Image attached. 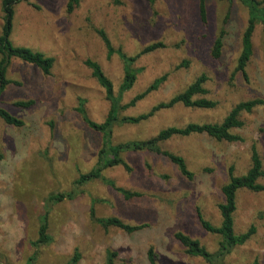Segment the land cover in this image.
Wrapping results in <instances>:
<instances>
[{"label": "rangeland", "instance_id": "374dc122", "mask_svg": "<svg viewBox=\"0 0 264 264\" xmlns=\"http://www.w3.org/2000/svg\"><path fill=\"white\" fill-rule=\"evenodd\" d=\"M264 2V0H261ZM68 0H30L15 7L12 43L52 57L50 75L14 59L7 70L9 84L0 96V108L23 120L22 128L0 119V264H26L36 251L34 264H67L78 251V264H106L108 250L118 253L123 264H150L147 253L154 248L157 264H207L188 256L175 239L183 232L200 241L211 253L220 237L205 231L198 213L213 226L221 225L218 205L224 202L222 188L229 182L228 170L237 176L251 166L256 147L264 165V105L243 114L245 126L234 130L240 143L218 142L205 135L174 137L161 144L165 151L184 158L194 179L183 177L168 159L151 153H130L125 160L132 172L115 167L104 172L117 187L142 194L125 200L100 180L80 187L72 201L48 204L50 195L76 190L75 181L90 171L101 148V135L91 130L77 108L85 101L88 117L102 123L110 110L105 91L92 76L85 61L100 64L115 92L123 80V64L117 55L108 57L96 30H104L116 49L134 56L154 43L165 48L142 56L135 64L139 75L133 89L124 95L129 103L155 80L166 82L136 107L124 111L137 116L169 101L201 75L208 78L206 98L214 109L177 105L157 113L139 125L115 127L114 144L147 140L169 127L221 123L239 103L264 100V33L261 25L252 38V56L246 73L236 72L247 27V10L238 2L231 7L222 0H207V21L201 20L199 0H80L72 13ZM230 9V12H229ZM226 23H224L226 17ZM3 26L0 0V35ZM221 29L225 31L221 56L212 55ZM188 62L184 67L182 64ZM19 101H34L29 108ZM149 165L151 168L147 167ZM264 186V178L260 180ZM118 217L146 228L127 234L103 229L90 218ZM53 242L35 249L43 217ZM237 234L255 228L254 235L234 249L225 264H264V191L240 190L234 215Z\"/></svg>", "mask_w": 264, "mask_h": 264}, {"label": "trees", "instance_id": "16d2710c", "mask_svg": "<svg viewBox=\"0 0 264 264\" xmlns=\"http://www.w3.org/2000/svg\"><path fill=\"white\" fill-rule=\"evenodd\" d=\"M30 0H2L3 11V26L0 35V96L4 93L7 86L13 83L7 78V70L12 64L14 59L20 60L24 63L33 65L41 70L44 75H50L54 66L55 60L48 57L41 52L33 51L25 47H17L12 43L11 37L13 33V19L15 14V7L22 2H29ZM118 2L119 0H115ZM228 2L231 7L236 2L240 3L248 14L247 27L242 37V52L238 59L236 72L246 73V67L252 56V38L255 29L258 25L262 26L264 33V2L261 0H222ZM150 4H154L156 0H148ZM80 0H68L67 11L72 13L79 5ZM207 0H199V10L201 20L206 23L207 21ZM230 12V9H229ZM228 15L224 21L226 20ZM101 41L104 43L108 57L111 58L117 55L123 64V80L117 92H115L112 81L106 76L99 63L93 60L85 61V65L92 71V76L96 79L100 87L105 91L107 101L110 103V110L106 119L102 123L92 121L86 112L85 101L80 99L77 112L80 114L87 126L101 135V148L97 153L96 163L93 168L83 173L75 181V193H57L49 196L48 204H58L64 201H72L77 196V190L93 181L100 180L107 186L113 188L120 193L125 200H132L134 198L142 197L139 192H132L124 188L117 187L114 181L105 178L104 172L108 169L115 167H123L127 172H132L131 166L125 160V155L130 153H151L156 156L168 159L175 165L180 174L188 180H193L195 175L191 172L183 157L180 155L165 151L162 149L161 144L171 140L174 137H190L191 135H205L218 142L227 143H240L243 138L240 135L234 134L233 131L242 129L245 126L244 121L241 119L243 114L252 113L256 108L264 105V100L254 99L247 102H242L236 105L228 114V116L221 123L216 124H187L183 128L169 127L160 131L155 137L147 140H133L125 143L114 144L113 134L115 127L124 125H139L153 118L157 113L174 108L177 105H182L186 108L198 109H214L217 103L203 97L208 94L205 84L208 81L206 75H201L192 84H190L183 92L173 96L167 102H161L152 107L148 112L137 115L127 116L122 113L144 100L149 94L157 91L167 80V75L155 80L143 93L135 96L129 103L124 104V95L130 92L135 86L139 71L135 68L138 60L149 53L157 50L164 49V43H154L144 48L140 53L129 56L121 48L116 49L107 33L102 30H96ZM225 31L221 29L220 34L215 41L212 55L214 58L221 56L223 37ZM188 62H184L182 66H188ZM35 104L34 101H19L16 106L21 108H29ZM0 119L8 126L15 128H22L25 123L23 120L11 114L4 108H0ZM4 155L0 150V161L3 160ZM150 169L151 167L147 165ZM229 182L222 188L224 195V202L218 205L221 216V225L219 227L213 226L210 222L206 221L200 213L198 218L202 228L208 233L218 235L220 240L218 242V250L211 253L203 246L200 241L191 238L183 232H177L174 236L175 239L182 245L185 253L188 256L201 258L207 264H225L228 256L232 254L235 248L244 246L255 233V228L251 227L246 233L237 234L235 231L234 215L237 210V194L240 190H248L254 193L264 191V186L260 180L264 178V165L260 154L256 147L251 150V166L249 170L241 176L235 174L234 166L228 170ZM90 218L97 225L103 229L116 228L133 234L143 230L147 225L134 226L127 224L118 217H97L94 208L90 210ZM48 226V219L43 217V222L39 227L38 239L32 243L35 249L42 246L50 245L53 242L50 237ZM36 251L32 257L29 258L26 264H34L37 259ZM148 260L150 264H157L156 254L154 248H150L148 253ZM80 261V254L75 252L73 258L67 264H78ZM7 264V263H6ZM106 264H123L118 261V253L116 251L108 250L106 253ZM252 264H259L255 260Z\"/></svg>", "mask_w": 264, "mask_h": 264}]
</instances>
